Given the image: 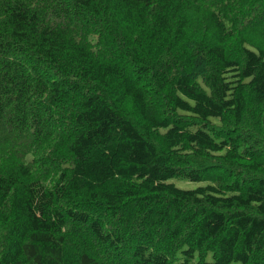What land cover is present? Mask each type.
Listing matches in <instances>:
<instances>
[{"label":"trees","instance_id":"obj_1","mask_svg":"<svg viewBox=\"0 0 264 264\" xmlns=\"http://www.w3.org/2000/svg\"><path fill=\"white\" fill-rule=\"evenodd\" d=\"M0 264H264V0H0Z\"/></svg>","mask_w":264,"mask_h":264},{"label":"rangeland","instance_id":"obj_2","mask_svg":"<svg viewBox=\"0 0 264 264\" xmlns=\"http://www.w3.org/2000/svg\"><path fill=\"white\" fill-rule=\"evenodd\" d=\"M179 187L186 188V189H192L199 185H202V183L198 182H192L189 180H182V179H174L173 180Z\"/></svg>","mask_w":264,"mask_h":264}]
</instances>
